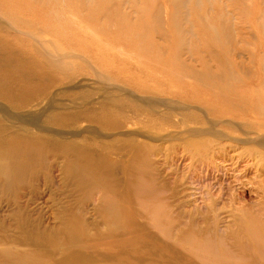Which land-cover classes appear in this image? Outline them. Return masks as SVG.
I'll use <instances>...</instances> for the list:
<instances>
[{
	"label": "rangeland",
	"instance_id": "obj_1",
	"mask_svg": "<svg viewBox=\"0 0 264 264\" xmlns=\"http://www.w3.org/2000/svg\"><path fill=\"white\" fill-rule=\"evenodd\" d=\"M0 24L11 34L0 30V43L10 49L35 55L37 46L69 55L64 59L73 64L66 73L69 83L61 80L60 88L90 82L98 72L107 84L128 91L127 96L113 95L129 107L132 123L115 131L91 123L83 128L99 136V143L112 142L119 152L136 141L154 146L136 161L146 172L137 181L140 191H131L121 204L166 246L165 264H264V150L247 144L262 135L264 125V0H0ZM219 61L233 65L231 72L240 83L233 79L212 90L187 80L180 70L185 64L203 72L207 65L212 73H221ZM241 63L242 70L234 66ZM215 86L225 92L223 97L214 96ZM79 89L62 92L73 96L59 101L88 103L104 95L102 90ZM131 96L161 104L154 112ZM240 100H248L245 108ZM237 103L246 109L243 119L241 111L232 109ZM252 106L259 108L258 114ZM190 131L206 135L188 138ZM174 133L180 139L172 140ZM116 158L125 163L129 154ZM210 207L222 217L218 232H206L202 222ZM233 214L247 217V226L239 230L241 222H233ZM158 254L151 253L153 262L158 263Z\"/></svg>",
	"mask_w": 264,
	"mask_h": 264
},
{
	"label": "bare ground",
	"instance_id": "obj_2",
	"mask_svg": "<svg viewBox=\"0 0 264 264\" xmlns=\"http://www.w3.org/2000/svg\"><path fill=\"white\" fill-rule=\"evenodd\" d=\"M0 30L10 34L9 29L1 24ZM13 30L21 33V30ZM9 46L6 42L0 43V262L165 264L162 256L163 253L166 255V246L162 247L149 235L146 225L133 221L130 208L121 204L130 197L131 191H140L137 181L146 172L138 167L136 161L153 151L154 146L136 141L119 152L112 142L99 143V136L84 129V123L108 131L132 123L133 116L129 113V107L119 104L117 96L113 95L118 91L127 96L128 91L125 94L123 88L107 84L98 72L90 82L78 80L75 86L60 88L61 80L69 83L70 77L66 73L73 68V64L64 60L69 57L67 53L63 55L35 46L36 54L33 55L31 50L18 47L10 49ZM219 64L222 67L221 73H212L207 65L203 72L185 64L180 65V70L186 73L187 80L202 82L204 87L212 90L211 86L217 83L233 79L240 83L231 72V63L219 61ZM244 64L234 66L242 70ZM262 67L264 72V65ZM245 68L251 69L247 66ZM256 85H260L259 80ZM85 87L93 91L102 90L104 95L88 103L74 99L59 101V97H63L62 92L78 93L81 90L79 88ZM54 89L57 91L53 94ZM214 89L217 90L214 96L225 95L216 86ZM72 96L69 94L63 98ZM133 96L131 98L134 101L149 106L154 112L161 104L159 100ZM240 102L245 108V101ZM91 103H96L98 107H86ZM165 105L173 106L169 102ZM242 107L237 103L232 109L241 111L239 114L243 119L246 109ZM251 108L252 112L258 114L257 106ZM206 110L217 115L215 110ZM228 111L226 114L231 112ZM251 121H244L249 128H252ZM156 126L154 124L153 128L157 129ZM260 127L262 135L259 134L260 137L256 139L251 138L247 144L264 150V125ZM88 134V139L83 137ZM125 134L120 136H127ZM193 135L200 137L206 133L187 132L188 138ZM178 139V134L172 137L174 141ZM125 151L129 154L128 160L125 163L118 161L116 157L120 158ZM206 211L209 214L202 217V222L208 226L206 232H218V225L222 222L220 213L211 207ZM231 217L233 222H241L239 230L249 222L243 214H233ZM256 228L253 225L251 229L255 231ZM116 233L121 235L114 236ZM152 250L159 253L158 263L150 258L151 253H154Z\"/></svg>",
	"mask_w": 264,
	"mask_h": 264
}]
</instances>
